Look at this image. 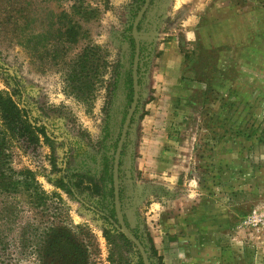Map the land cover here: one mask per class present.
<instances>
[{"label":"rangeland","instance_id":"obj_1","mask_svg":"<svg viewBox=\"0 0 264 264\" xmlns=\"http://www.w3.org/2000/svg\"><path fill=\"white\" fill-rule=\"evenodd\" d=\"M144 2L0 0V62L22 84L0 72V176L21 182L0 194V264H140L108 210ZM136 35L125 225L150 264H264V0H149Z\"/></svg>","mask_w":264,"mask_h":264},{"label":"trees","instance_id":"obj_2","mask_svg":"<svg viewBox=\"0 0 264 264\" xmlns=\"http://www.w3.org/2000/svg\"><path fill=\"white\" fill-rule=\"evenodd\" d=\"M143 2V0H142ZM131 43L133 45V48H135V41L133 38H131ZM0 72L5 73L6 75V79L9 80L12 85L14 86V91L15 93L18 95L20 94V96L22 95L21 92V88H22V84L20 82V80L17 78L16 74H12L9 73L4 66L2 65V63L0 62ZM132 99V98H131ZM130 99V101H131ZM182 97L178 96L175 99V109L177 110V108L182 105ZM5 102V106L10 108V114L15 118V120L17 121V119L19 118V115H23L25 117H27V119H31L34 123V127L37 128V130L39 132H41L46 138H48L47 134H46V126H44L43 124H39L37 123L36 119L32 116L31 112L29 111V109L25 106H23L22 108L18 109L15 104L13 103V101H11L9 98L7 100L4 101ZM21 103V101H20ZM2 107H5L4 104L1 102ZM3 116L7 117L8 113L7 111H4ZM0 141L5 142L6 140L4 139V136H0ZM122 151V150H121ZM0 157H3L4 160L2 162V166H5V159H7V157L5 155L0 154ZM121 164V162H119V165ZM7 173V174H6ZM13 174V176H12ZM14 174L15 172L10 169L9 167H7V170L5 171V173H1L0 176V194H6V193H15L18 189L19 186L21 185V182L19 180H16L14 178ZM69 179L67 182H64L63 179L61 177H59L58 180V184H60L61 187H63L68 193L72 194L73 193V188L76 187V184L72 181V174L68 175ZM109 181L110 184L113 183V178H112V172H111V165H110V173H109ZM36 186H33L31 191H33V194L30 193V195L32 194L33 196H35L38 200L35 204L37 205H46L47 201H50L51 203L52 200L49 197L48 194H46L43 190H41L39 188V186H37L36 183H34ZM30 186L29 183L25 184V186ZM110 196L112 197V202L114 200V193H113V188L112 186H110ZM51 205V204H50ZM45 208H43L42 210H44ZM109 218L107 216H105L103 214V217H106L110 220H108V222L112 225V229L117 232L118 235L121 236V238L127 243V244H131L134 245V247L136 248V245L129 240L122 232H119V226L117 225V220L115 217V211H114V207L113 204L111 205V207L109 208ZM29 228H31V225L29 226ZM1 240V239H0ZM26 240V239H25ZM136 251L138 253L139 259H140V264H144L143 263V259L142 256L139 252V250L136 248Z\"/></svg>","mask_w":264,"mask_h":264},{"label":"water","instance_id":"obj_3","mask_svg":"<svg viewBox=\"0 0 264 264\" xmlns=\"http://www.w3.org/2000/svg\"><path fill=\"white\" fill-rule=\"evenodd\" d=\"M149 0H145L143 7L141 11L139 12L138 16L136 17L133 26H132V35L136 41V51H135V59H134V64H133V74H132V83H133V101L132 105L128 111V114L126 116L124 126L122 129V133L120 135L118 145L116 148L115 156H114V164H113V191H114V210H115V215L117 219V225L119 226L120 231L129 239L131 240L139 250L143 263L144 264H150L149 257L147 254V251L145 247L143 246L142 242L130 231V229L125 225L122 216H121V211H120V204H119V189H118V180H117V171H118V162H119V155L121 151V147L124 141V137L126 135V131L128 129V124L131 118V115L133 114V111L136 107V102H137V66H138V60H139V40L136 35V26L138 25V22L143 15L144 11L146 10V7L148 5Z\"/></svg>","mask_w":264,"mask_h":264}]
</instances>
